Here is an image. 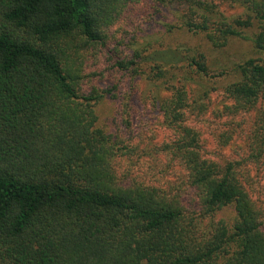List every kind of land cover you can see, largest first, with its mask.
<instances>
[{
  "label": "trees",
  "instance_id": "1",
  "mask_svg": "<svg viewBox=\"0 0 264 264\" xmlns=\"http://www.w3.org/2000/svg\"><path fill=\"white\" fill-rule=\"evenodd\" d=\"M137 1L0 0V264H264V215L241 183L239 162L202 157L191 129L178 148L195 190L189 205L157 187L122 184L112 169L125 147L97 126L105 94L80 90L77 60ZM224 2L244 16H227ZM186 7L180 26L213 47L252 40L258 55L237 67L226 91L238 107H253L264 92V0ZM197 51L137 53L126 66L140 71L153 61L158 86L176 75L173 67L191 82L211 73ZM174 92L160 103L178 123L185 84ZM259 142L264 151V135Z\"/></svg>",
  "mask_w": 264,
  "mask_h": 264
},
{
  "label": "rangeland",
  "instance_id": "2",
  "mask_svg": "<svg viewBox=\"0 0 264 264\" xmlns=\"http://www.w3.org/2000/svg\"><path fill=\"white\" fill-rule=\"evenodd\" d=\"M186 1L191 0H139L126 7L105 30L103 42L80 50L79 88L105 94L96 105L97 126L125 147L111 164L122 184L157 187L187 205L194 201L195 190L178 157V148L190 139L189 128L197 136L195 148L202 157L221 165L239 162L236 169L241 183L264 215V151L258 149L264 135V92L253 107L242 109L226 91L238 79L237 67L258 54L251 39L233 38L215 48L205 34L180 26L178 16L189 8ZM221 9L231 17L245 14L235 3L224 2ZM180 47L204 52L210 75H196V82H188L173 67L170 71L176 75L167 77L175 76V82L167 78L158 86L153 61L141 62L140 71L126 66L137 53L146 56ZM221 70L225 75L215 78ZM183 84L188 103L185 120L173 123L160 102L173 97Z\"/></svg>",
  "mask_w": 264,
  "mask_h": 264
}]
</instances>
